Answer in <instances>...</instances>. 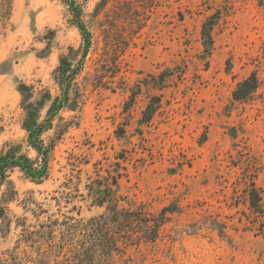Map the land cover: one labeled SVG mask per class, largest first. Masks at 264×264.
Instances as JSON below:
<instances>
[{"label":"rangeland","instance_id":"rangeland-1","mask_svg":"<svg viewBox=\"0 0 264 264\" xmlns=\"http://www.w3.org/2000/svg\"><path fill=\"white\" fill-rule=\"evenodd\" d=\"M69 3L14 0L0 29V151L26 138L19 84L57 95L60 56L83 46ZM77 4L92 47L78 78L80 111L63 115L78 114L79 125L58 142L47 180L12 174L18 195L0 221V264H79L61 231L105 212L92 206L85 186L109 174H120V206L175 212L155 243L100 264H264V213H253L247 199L255 187L264 212V0ZM213 15L214 49L206 55L201 29ZM167 69L166 86L144 87L124 113L130 89ZM251 74L260 82L254 97L234 100ZM151 96H161L162 106L143 124Z\"/></svg>","mask_w":264,"mask_h":264},{"label":"trees","instance_id":"trees-1","mask_svg":"<svg viewBox=\"0 0 264 264\" xmlns=\"http://www.w3.org/2000/svg\"><path fill=\"white\" fill-rule=\"evenodd\" d=\"M69 2L74 24L82 36L83 46L80 49L70 47L67 54L60 56L59 65L53 74V81L58 89L57 95L44 86L19 84L18 92L21 95L23 111L22 129L26 133V138L23 143L8 142L0 151V221L7 219V205L18 195L11 179L12 174L18 171L26 179L36 183L47 180L50 176L53 152L58 142L72 127L79 125L78 114L70 120H66L63 114L80 111L83 94L78 78L92 47V36L82 21L77 0ZM13 5L14 0H0V29L11 21ZM218 18V15L210 16L202 25L201 37L206 55H211L214 49L213 30ZM171 76L172 71L167 69L159 75L147 74L142 81H138L130 89L124 113H129L144 87L162 89ZM98 78L102 86H107L103 83V75H99ZM259 84L258 76L251 74L238 83L233 92V99L236 101L252 99ZM161 106V96L149 97L142 111L141 123H151ZM124 134L125 129L122 127L118 135L121 137ZM31 153L35 156H31ZM119 176L120 174H109L108 177L89 178V183L85 186L87 197L92 199V206L105 208V212L91 218L83 226H69L68 229L61 231L68 252L80 262L79 264H100L112 253H123L127 247L146 242L155 243L162 227L169 222V215L175 212L173 207H165L155 215L148 213L144 206L137 208L120 206L123 199L119 195ZM247 199L253 213L259 215L264 213L260 192L255 187L248 190Z\"/></svg>","mask_w":264,"mask_h":264}]
</instances>
